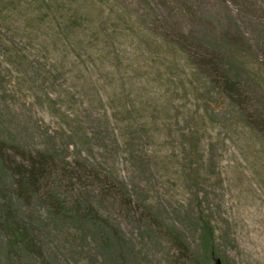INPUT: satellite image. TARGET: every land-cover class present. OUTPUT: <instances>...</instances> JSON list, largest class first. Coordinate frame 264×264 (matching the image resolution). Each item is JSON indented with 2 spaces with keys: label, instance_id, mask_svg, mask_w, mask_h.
I'll return each mask as SVG.
<instances>
[{
  "label": "rangeland",
  "instance_id": "rangeland-1",
  "mask_svg": "<svg viewBox=\"0 0 264 264\" xmlns=\"http://www.w3.org/2000/svg\"><path fill=\"white\" fill-rule=\"evenodd\" d=\"M0 264H264V0H0Z\"/></svg>",
  "mask_w": 264,
  "mask_h": 264
},
{
  "label": "trees",
  "instance_id": "trees-1",
  "mask_svg": "<svg viewBox=\"0 0 264 264\" xmlns=\"http://www.w3.org/2000/svg\"><path fill=\"white\" fill-rule=\"evenodd\" d=\"M42 160V158H39V160H33V162L30 164V168L26 173V175L28 176H25L30 180L31 183L35 182L34 184H36L43 175V169L45 168V166Z\"/></svg>",
  "mask_w": 264,
  "mask_h": 264
}]
</instances>
